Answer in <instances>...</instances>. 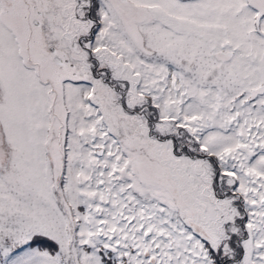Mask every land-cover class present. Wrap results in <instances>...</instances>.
I'll return each instance as SVG.
<instances>
[{"label":"snow or ice","instance_id":"obj_1","mask_svg":"<svg viewBox=\"0 0 264 264\" xmlns=\"http://www.w3.org/2000/svg\"><path fill=\"white\" fill-rule=\"evenodd\" d=\"M0 264H264V0H0Z\"/></svg>","mask_w":264,"mask_h":264}]
</instances>
